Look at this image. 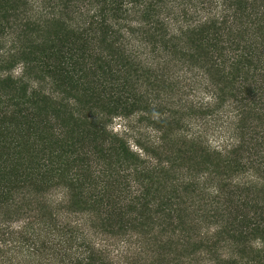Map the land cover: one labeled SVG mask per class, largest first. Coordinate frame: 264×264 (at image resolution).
Instances as JSON below:
<instances>
[{"label":"trees","instance_id":"16d2710c","mask_svg":"<svg viewBox=\"0 0 264 264\" xmlns=\"http://www.w3.org/2000/svg\"><path fill=\"white\" fill-rule=\"evenodd\" d=\"M0 264H264V0H0Z\"/></svg>","mask_w":264,"mask_h":264},{"label":"rangeland","instance_id":"374dc122","mask_svg":"<svg viewBox=\"0 0 264 264\" xmlns=\"http://www.w3.org/2000/svg\"><path fill=\"white\" fill-rule=\"evenodd\" d=\"M111 129L115 132H121L123 130V122L118 118L114 119L111 124Z\"/></svg>","mask_w":264,"mask_h":264}]
</instances>
